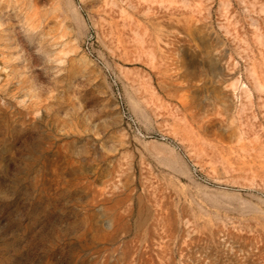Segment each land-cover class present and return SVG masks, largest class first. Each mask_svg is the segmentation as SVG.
I'll list each match as a JSON object with an SVG mask.
<instances>
[{
    "label": "rangeland",
    "instance_id": "rangeland-1",
    "mask_svg": "<svg viewBox=\"0 0 264 264\" xmlns=\"http://www.w3.org/2000/svg\"><path fill=\"white\" fill-rule=\"evenodd\" d=\"M0 264H264V0H0Z\"/></svg>",
    "mask_w": 264,
    "mask_h": 264
}]
</instances>
